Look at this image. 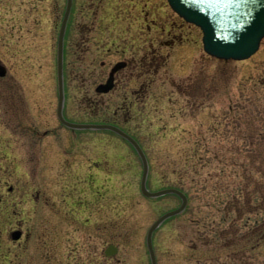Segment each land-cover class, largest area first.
I'll use <instances>...</instances> for the list:
<instances>
[{
    "label": "rangeland",
    "instance_id": "obj_1",
    "mask_svg": "<svg viewBox=\"0 0 264 264\" xmlns=\"http://www.w3.org/2000/svg\"><path fill=\"white\" fill-rule=\"evenodd\" d=\"M17 4L21 36L33 45L22 41L10 60L22 88L16 114L0 103V264H151L147 231L181 200L142 194V162L116 134L60 123L57 38L66 0ZM94 31L122 39L108 53ZM141 54L146 63L120 84L131 91L147 83L146 91L97 96L99 75L105 80L109 66L136 64ZM63 60L64 117L109 122L115 113L148 157V190L181 183L189 192L184 212L153 233L157 264H264V213L223 219L220 204L221 185L237 175L226 149L246 145L264 116V38L250 58L222 61L203 51L201 30L166 0H73ZM109 245L118 249L113 256L105 255Z\"/></svg>",
    "mask_w": 264,
    "mask_h": 264
},
{
    "label": "water",
    "instance_id": "obj_2",
    "mask_svg": "<svg viewBox=\"0 0 264 264\" xmlns=\"http://www.w3.org/2000/svg\"><path fill=\"white\" fill-rule=\"evenodd\" d=\"M170 8L184 21L200 28L202 45L206 54L219 60L244 61L254 55L264 38V0H167ZM72 0H67L65 12L59 29L57 49L58 76V118L72 129L109 130L127 140L136 150L142 162V177L140 189L148 198H158L174 194L181 200L178 208L161 215L148 229L146 245L151 264H157L152 245L154 231L168 218L181 214L187 205V197L177 189L168 188L151 192L146 187L148 175L147 159L138 143L119 128L108 124H77L66 121L62 115L63 108V78L62 50L63 38ZM122 65H116L105 85L97 87L96 91L106 93L112 88V78L115 71ZM20 232H13L11 238L17 240ZM118 249L109 245L106 256H113Z\"/></svg>",
    "mask_w": 264,
    "mask_h": 264
},
{
    "label": "flooded vegetation",
    "instance_id": "obj_3",
    "mask_svg": "<svg viewBox=\"0 0 264 264\" xmlns=\"http://www.w3.org/2000/svg\"><path fill=\"white\" fill-rule=\"evenodd\" d=\"M4 1L5 0H0V8H1L0 9V53H1L0 54V103L4 106H7L9 110L12 111V114L14 115L16 114L15 102L20 101L22 98L20 94L22 88H21L19 81L16 79V76L14 75V71L12 70L11 64H13L12 62L15 58L16 52L19 50L21 42L22 41L24 43L28 42V46H30L31 44L33 45V41L29 40V34L27 35V38L26 37L22 38L21 36L22 31L18 27L19 26V18H18L19 5L17 4L18 0H12V2H4ZM10 9L12 10L10 11ZM9 13H11V15H8ZM65 34H66V31H65ZM65 34H64L63 43H65ZM94 35H95L94 41L97 42L98 44L102 43L101 45L103 46V48L109 45V48L106 50L108 53L113 49V48H110V46L115 47L117 44V40L122 39L121 36L119 38L117 37L116 31H94ZM89 40L90 39L88 38L87 41ZM57 43H58V38H57ZM102 46L100 48H102ZM123 51L125 50L123 49ZM144 56H146V54L144 55L141 54V59H138L136 64H134V61L132 63V59H125V60H119L118 62H115L113 66H109V72L105 80L102 79L103 76L100 77L99 75V84L95 87V92L97 96L99 97L109 96L110 98H112V96L115 95L117 97V95H120L119 93L117 94V90L120 89V92L122 93L119 96V98L124 99L126 97L124 96V94L134 96L138 94L139 92L138 89H140V91H146L147 83L142 82L140 83L138 89L131 90V91H126V87L120 84L123 81L132 83L131 80L134 77L132 70L133 68L139 69L140 67L141 68L143 67L142 63H146V61L144 60ZM63 63H64V60H63ZM118 64H121L122 66L117 71H115L113 74L112 88L106 93L97 92L96 91L97 87L106 84L113 68ZM100 66L101 68L104 67L105 63L101 62ZM124 71H125V74H124ZM121 74L122 76H120ZM115 115L116 114L114 113L111 117L112 120L106 123L115 125L121 130H123L121 127L117 125ZM19 124L22 125L21 122H19ZM14 232H20V237L16 240L18 241L21 238L22 233L21 231H14Z\"/></svg>",
    "mask_w": 264,
    "mask_h": 264
},
{
    "label": "trees",
    "instance_id": "obj_4",
    "mask_svg": "<svg viewBox=\"0 0 264 264\" xmlns=\"http://www.w3.org/2000/svg\"><path fill=\"white\" fill-rule=\"evenodd\" d=\"M257 121L259 123L255 127L256 131L248 132L243 137L247 140L246 145L226 149L229 154H232L227 165L231 166L237 175L229 182L219 184L225 189L224 199L220 201V204L224 205L223 219H227L231 212H238L243 216L250 213H264V116L259 115ZM252 138H257V143L254 144ZM150 167L149 164V170ZM186 173L184 171L182 175ZM197 174V169L192 168V182ZM164 188H176L185 193L188 199L190 198L187 188L181 183L178 186H165L162 189ZM217 236L221 238V235Z\"/></svg>",
    "mask_w": 264,
    "mask_h": 264
}]
</instances>
